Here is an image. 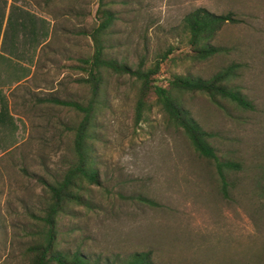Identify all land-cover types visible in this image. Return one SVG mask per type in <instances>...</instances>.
I'll use <instances>...</instances> for the list:
<instances>
[{
  "label": "rangeland",
  "instance_id": "obj_1",
  "mask_svg": "<svg viewBox=\"0 0 264 264\" xmlns=\"http://www.w3.org/2000/svg\"><path fill=\"white\" fill-rule=\"evenodd\" d=\"M100 2L88 1L80 23L72 16L78 9L62 5L73 22L65 16L61 42L54 33L44 50L63 52L66 60L57 58L48 80L36 78L7 91L14 117L0 96V264H29L26 249L39 233L44 181L68 167L73 137L66 128L80 117L43 99L86 102L91 95L90 84L81 80L87 72L77 63L94 53L90 31L103 19L97 16ZM104 2L117 15L103 36L109 57L136 67L171 48L159 74L164 85L175 74L209 78L236 64L231 86L254 108L225 99L217 104L201 93L184 97L211 133L220 160L233 163L224 168L225 191L215 162L199 155L159 106L137 117L135 79L105 71L96 141L103 186L93 188L91 206H76L60 219V244L118 264L143 251L152 252L155 264H264V0ZM197 7L233 12L243 22L220 31L215 43L222 53L184 61L180 52L189 48L182 21Z\"/></svg>",
  "mask_w": 264,
  "mask_h": 264
},
{
  "label": "trees",
  "instance_id": "obj_2",
  "mask_svg": "<svg viewBox=\"0 0 264 264\" xmlns=\"http://www.w3.org/2000/svg\"><path fill=\"white\" fill-rule=\"evenodd\" d=\"M102 13V21L90 34L93 38L94 53L84 59L77 68L87 72L81 80L90 84L91 95L86 102L74 99L47 98L45 101L68 107L78 113L79 120L67 126L72 138V155L68 167L52 181H44L47 194L42 211L36 216L39 233L26 249L29 264H118L116 260L102 261L91 258L82 249L69 251L59 242V222L70 215L76 206H91L92 190L103 186L101 170L97 158L98 116L102 101L101 87L106 86L104 72L112 71L119 75H128L135 79L136 115L143 118L145 112L159 106L168 122L183 130L190 139L196 152L213 160L218 168L223 189L227 191L228 181L224 168L233 163L221 161L214 146L212 136L194 117L185 103L188 93H201L214 103L221 99L231 100L244 109H253V103L241 91L231 86V77L236 64L222 69L209 78L192 74H175L167 85L160 82L162 64L173 54L171 48L160 53L149 65L141 60L136 67L126 61L109 57L103 36L109 31L116 19L115 12L101 0L97 16ZM243 20L233 12L218 14L205 7H197L188 13L182 21V32L187 40L186 52H180L184 61H204L224 51L215 43L220 31L229 23L239 24ZM86 34V32H85ZM181 48H178V50ZM75 66V65H74ZM154 98V99H152ZM124 264H155L151 251L132 253Z\"/></svg>",
  "mask_w": 264,
  "mask_h": 264
},
{
  "label": "crops",
  "instance_id": "obj_3",
  "mask_svg": "<svg viewBox=\"0 0 264 264\" xmlns=\"http://www.w3.org/2000/svg\"><path fill=\"white\" fill-rule=\"evenodd\" d=\"M88 1L0 0V96L12 117L14 114L9 106L11 103L7 91L36 78L48 80L50 69L58 67L57 58L66 60V57H62L63 52L44 50V45L51 42L54 33L57 36L54 41L61 42L59 39L67 31L62 24L65 16L70 22L71 15L63 11L65 4L69 3L72 9H78L72 16L80 23L88 15ZM76 30L79 34L83 33L82 29ZM6 43L9 45L6 46ZM60 67L64 69L65 65Z\"/></svg>",
  "mask_w": 264,
  "mask_h": 264
}]
</instances>
